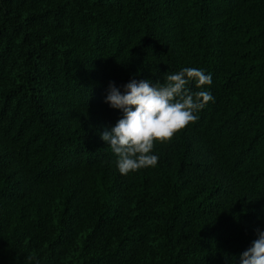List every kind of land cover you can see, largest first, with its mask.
I'll list each match as a JSON object with an SVG mask.
<instances>
[{
	"label": "trees",
	"instance_id": "obj_1",
	"mask_svg": "<svg viewBox=\"0 0 264 264\" xmlns=\"http://www.w3.org/2000/svg\"><path fill=\"white\" fill-rule=\"evenodd\" d=\"M185 67L214 100L122 175L109 83ZM257 229L264 0H0V264H240Z\"/></svg>",
	"mask_w": 264,
	"mask_h": 264
},
{
	"label": "clouds",
	"instance_id": "obj_2",
	"mask_svg": "<svg viewBox=\"0 0 264 264\" xmlns=\"http://www.w3.org/2000/svg\"><path fill=\"white\" fill-rule=\"evenodd\" d=\"M192 82L197 89H205L212 84V76L199 68L185 67L174 74L165 73L163 82L133 79L123 85V92L114 82L109 83L105 103L123 115L100 138L116 155L122 175L155 167L159 159L153 154L156 145L171 143L196 123L197 113L214 100L208 90L192 92ZM256 232L257 238L240 255V264H264V231Z\"/></svg>",
	"mask_w": 264,
	"mask_h": 264
}]
</instances>
